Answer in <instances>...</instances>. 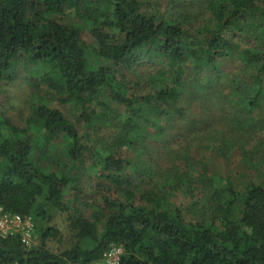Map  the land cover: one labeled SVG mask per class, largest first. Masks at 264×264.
I'll return each mask as SVG.
<instances>
[{
    "label": "trees",
    "instance_id": "obj_1",
    "mask_svg": "<svg viewBox=\"0 0 264 264\" xmlns=\"http://www.w3.org/2000/svg\"><path fill=\"white\" fill-rule=\"evenodd\" d=\"M205 6L210 22L185 25L141 9L138 0H0V74L10 72L20 58L49 62L55 74L46 73L48 87L62 102L80 106L88 127L98 114L92 104L103 88L128 110L117 145H102L106 154L97 151L90 130L82 133L59 107L41 101L30 119L48 140L63 135L70 158L85 153L99 158L101 175L113 183L110 189L123 191L124 199L104 195L91 203V213L65 199L69 188H76L75 179L55 169L47 145L32 137L28 127L0 117V205L30 214L34 221L42 219L35 223L39 241L30 246L19 232L0 234V264H94L113 243L124 246L117 264H264V180L241 192L231 185L216 186L212 211L201 220L185 218L167 193L142 190L120 147L149 135L142 125L146 107L163 108L178 97L182 84L141 94L128 91L124 81L115 80L119 69L114 65H91V45L82 27L65 20L86 19L98 55L125 66L147 47L172 62L193 56L198 68L214 66L218 57L234 50L237 36L249 35L251 44L242 50L249 73L234 86L242 96L241 112L253 113L264 103V0H207ZM39 196L43 200L37 202ZM54 209L73 210L70 225L79 237L76 245L60 252L46 245L49 236L59 234L48 222Z\"/></svg>",
    "mask_w": 264,
    "mask_h": 264
},
{
    "label": "rangeland",
    "instance_id": "obj_2",
    "mask_svg": "<svg viewBox=\"0 0 264 264\" xmlns=\"http://www.w3.org/2000/svg\"><path fill=\"white\" fill-rule=\"evenodd\" d=\"M138 1L141 9L159 18L180 20L185 25H204L211 21L205 10L207 0ZM65 20L82 27L83 37L91 45L92 51L88 54L91 65H114L119 69L115 80L124 81L128 91L141 94L163 86H177L178 82L182 84L178 86V97H172L163 108L146 107L147 116L142 125L149 135L120 147L128 157L129 171L135 170L136 185L142 190L167 193L173 206L182 207L185 218L201 220L212 211L211 196L216 186L231 185L241 192L249 183L264 180V103L253 113H242V96L234 86L249 73L242 57L243 48L251 44L249 35L237 36L234 50L218 57L214 66L198 68L193 56L172 62L148 47L131 65L125 66L115 65L98 55L99 45L86 19L71 16ZM191 28L195 30V26ZM236 30L237 27L231 31ZM49 71L55 74L49 62L20 58L10 72L0 74V117L28 127L32 137L47 145L55 169L73 176L76 188L72 186L66 192L69 203L74 200L91 213L95 206L90 208V204L102 201L104 195L124 199L123 191L110 189L113 183L101 175L99 158L90 153L79 159L70 158L63 135L48 140L45 131L36 123L31 124L30 119L41 101L59 107L82 133L88 128L99 145L97 151L106 154L108 150L102 145L110 148L113 143L117 145V134L128 114L127 108L112 98L108 88H103L101 96L92 104L98 114L93 115L94 123L88 127L83 117L80 118L81 107L73 101L62 102L59 94L48 87L45 75ZM76 191L79 196H70ZM72 211L54 209L48 221L59 230V234L46 239V245L56 252L78 242L69 220ZM41 221L40 218L34 222ZM38 241L35 233V242Z\"/></svg>",
    "mask_w": 264,
    "mask_h": 264
},
{
    "label": "built area",
    "instance_id": "obj_3",
    "mask_svg": "<svg viewBox=\"0 0 264 264\" xmlns=\"http://www.w3.org/2000/svg\"><path fill=\"white\" fill-rule=\"evenodd\" d=\"M19 232L22 241L26 245L35 242V222L32 215L23 216L20 213L6 211L0 205V234L6 236L11 233ZM124 252L122 244L113 243L103 252L102 256L94 264H117Z\"/></svg>",
    "mask_w": 264,
    "mask_h": 264
}]
</instances>
